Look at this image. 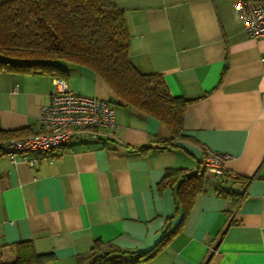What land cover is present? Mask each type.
Returning <instances> with one entry per match:
<instances>
[{"label": "crops", "instance_id": "1", "mask_svg": "<svg viewBox=\"0 0 264 264\" xmlns=\"http://www.w3.org/2000/svg\"><path fill=\"white\" fill-rule=\"evenodd\" d=\"M130 37L129 58L160 73L173 96L189 102L183 138L117 102L90 69L60 62L69 88L111 103L116 131L75 138L35 167L0 153V264L31 240L50 264H90L100 239L148 260L128 264H264V37L245 35L236 0H115ZM53 77L0 68V130H45ZM16 88V92H12ZM229 155L234 177L208 175L187 215L169 169L195 172L204 149ZM244 178H249L244 179ZM236 200L217 195V189ZM171 232H174L169 236Z\"/></svg>", "mask_w": 264, "mask_h": 264}, {"label": "trees", "instance_id": "2", "mask_svg": "<svg viewBox=\"0 0 264 264\" xmlns=\"http://www.w3.org/2000/svg\"><path fill=\"white\" fill-rule=\"evenodd\" d=\"M129 39L123 11L115 0H0V68L54 78L67 74L60 62L86 67L108 85L117 102L164 123L171 130L167 140L171 144L183 138L189 101L173 96L162 74L142 73L131 63ZM22 134V129L0 130V142L28 136ZM207 180L208 174L200 166L195 172L169 169L159 185L178 182L177 203L185 216L195 199L205 193ZM217 195L237 197L222 188ZM161 244L148 252H133L97 239L89 249L90 264L143 262ZM13 246L15 259L8 264H50L54 259L53 253H38L31 240Z\"/></svg>", "mask_w": 264, "mask_h": 264}, {"label": "built area", "instance_id": "3", "mask_svg": "<svg viewBox=\"0 0 264 264\" xmlns=\"http://www.w3.org/2000/svg\"><path fill=\"white\" fill-rule=\"evenodd\" d=\"M243 31L249 38L264 37V0H236ZM54 90L50 102L41 108L40 122L46 129L25 137H12L0 142V153L12 164L23 162L29 167L37 166L43 157L56 149L65 147L75 138L101 140L118 129L114 109L110 102L96 96L73 92L61 77L52 79ZM12 92H16L13 88ZM229 155L220 151L204 149L199 160L208 175L222 176L228 173L226 159Z\"/></svg>", "mask_w": 264, "mask_h": 264}, {"label": "rangeland", "instance_id": "4", "mask_svg": "<svg viewBox=\"0 0 264 264\" xmlns=\"http://www.w3.org/2000/svg\"><path fill=\"white\" fill-rule=\"evenodd\" d=\"M215 178H216V177H215L214 175L211 176V180H215Z\"/></svg>", "mask_w": 264, "mask_h": 264}]
</instances>
